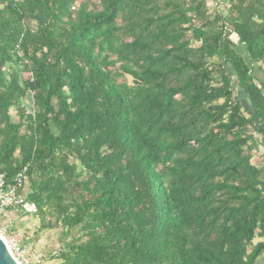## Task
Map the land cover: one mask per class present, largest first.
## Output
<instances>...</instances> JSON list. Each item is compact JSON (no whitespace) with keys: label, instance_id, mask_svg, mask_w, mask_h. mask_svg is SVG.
<instances>
[{"label":"trees","instance_id":"16d2710c","mask_svg":"<svg viewBox=\"0 0 264 264\" xmlns=\"http://www.w3.org/2000/svg\"><path fill=\"white\" fill-rule=\"evenodd\" d=\"M208 1L0 0V174L59 264L264 258V0Z\"/></svg>","mask_w":264,"mask_h":264},{"label":"rangeland","instance_id":"374dc122","mask_svg":"<svg viewBox=\"0 0 264 264\" xmlns=\"http://www.w3.org/2000/svg\"><path fill=\"white\" fill-rule=\"evenodd\" d=\"M211 3L212 2L209 0L208 8L213 7V5L211 6ZM254 73L260 80H263L261 74L259 75L257 72ZM25 77L26 76L23 75L22 79ZM31 105V98L27 97L24 101V107L27 111H30ZM12 114H14V112H12ZM9 223L12 224V228H10L11 231L6 233L5 231L0 230V236L4 238V241L11 250H14L13 247L14 245L16 246V242L18 246L23 245V248L21 249L22 257L28 261L27 264H59V261L52 257L58 248V229H50L40 232L38 231L40 222L37 218L30 215L24 217L19 213H13ZM258 241L262 240H255L254 242ZM256 264H264V258L260 257Z\"/></svg>","mask_w":264,"mask_h":264},{"label":"built area","instance_id":"2783aa9c","mask_svg":"<svg viewBox=\"0 0 264 264\" xmlns=\"http://www.w3.org/2000/svg\"><path fill=\"white\" fill-rule=\"evenodd\" d=\"M25 172L26 169H23V171L17 175L14 184H7L3 175L0 174V230L6 233L11 231L10 228H12V224L9 223V220L13 213L22 212L25 215H31L33 212V206L25 202L28 193L18 192V190H24L22 185L27 180ZM0 238L3 240L8 252L17 264L28 263V261L22 257V248L18 246L17 242L15 243L16 246L14 245L13 247L14 250H11L4 241V238L1 236Z\"/></svg>","mask_w":264,"mask_h":264},{"label":"water","instance_id":"95a60500","mask_svg":"<svg viewBox=\"0 0 264 264\" xmlns=\"http://www.w3.org/2000/svg\"><path fill=\"white\" fill-rule=\"evenodd\" d=\"M0 264H17L0 238Z\"/></svg>","mask_w":264,"mask_h":264},{"label":"crops","instance_id":"0c3cea01","mask_svg":"<svg viewBox=\"0 0 264 264\" xmlns=\"http://www.w3.org/2000/svg\"><path fill=\"white\" fill-rule=\"evenodd\" d=\"M235 99L238 103H242L243 106H246V96L244 95V93L241 90L236 91ZM256 161H258V160L256 159ZM260 162H261L260 166H262L264 168V159H262Z\"/></svg>","mask_w":264,"mask_h":264}]
</instances>
